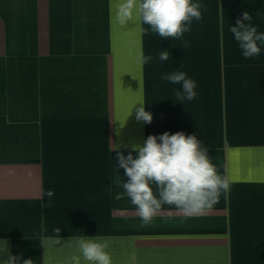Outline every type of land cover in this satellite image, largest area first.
Wrapping results in <instances>:
<instances>
[{
	"label": "crops",
	"instance_id": "crops-1",
	"mask_svg": "<svg viewBox=\"0 0 264 264\" xmlns=\"http://www.w3.org/2000/svg\"><path fill=\"white\" fill-rule=\"evenodd\" d=\"M120 2L0 0V241L33 264H91L79 237L112 264H264V46L245 59L229 31L248 11L264 32V0H193L202 20L183 40L145 35L135 15L121 26ZM175 71L197 82L194 100L161 80ZM139 103L151 124L136 120ZM178 131L203 143L229 190L203 214L163 205L144 224L116 198L115 151Z\"/></svg>",
	"mask_w": 264,
	"mask_h": 264
},
{
	"label": "clouds",
	"instance_id": "clouds-1",
	"mask_svg": "<svg viewBox=\"0 0 264 264\" xmlns=\"http://www.w3.org/2000/svg\"><path fill=\"white\" fill-rule=\"evenodd\" d=\"M204 7L193 0H121L115 10V20L121 26H127L134 21L135 15L143 25L149 26L144 29L145 35L150 29L163 39L183 40L184 34L191 31L193 20H202L201 9ZM251 20V14L244 11L242 17L236 18L235 26L229 28L245 59L259 56L261 46H264V32H259ZM184 44L190 47L187 41ZM169 58L167 50L160 52V61L166 62ZM152 59L141 53V64H148ZM161 80L180 86L174 89V95L182 103L197 96V82L184 71L165 73ZM144 104L139 103V107L133 108L136 120L151 124L153 116ZM120 148L118 145L115 160L119 172L123 169V176L115 175L113 184L122 191L116 198L127 197L144 224L150 223L163 205L175 206L186 216L203 214L219 202L222 192L229 190V180L218 174L208 149L195 135L183 131L164 132L159 136L149 135L142 144L133 142L127 155ZM124 177H127L126 182ZM54 194V190L47 191L49 204ZM60 231L59 227L54 229L56 233ZM77 239L86 261L112 264L105 245L84 237ZM0 264H33V260L13 255L8 242L0 241Z\"/></svg>",
	"mask_w": 264,
	"mask_h": 264
}]
</instances>
